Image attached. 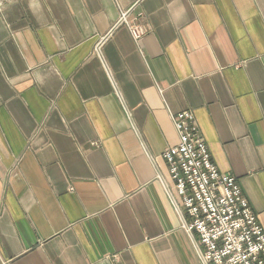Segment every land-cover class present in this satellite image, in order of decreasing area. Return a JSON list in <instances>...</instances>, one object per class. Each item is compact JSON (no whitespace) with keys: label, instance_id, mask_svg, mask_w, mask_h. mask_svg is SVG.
<instances>
[{"label":"crops","instance_id":"0c3cea01","mask_svg":"<svg viewBox=\"0 0 264 264\" xmlns=\"http://www.w3.org/2000/svg\"><path fill=\"white\" fill-rule=\"evenodd\" d=\"M182 110L264 229V0H0V264H201Z\"/></svg>","mask_w":264,"mask_h":264},{"label":"built area","instance_id":"2783aa9c","mask_svg":"<svg viewBox=\"0 0 264 264\" xmlns=\"http://www.w3.org/2000/svg\"><path fill=\"white\" fill-rule=\"evenodd\" d=\"M127 25L135 40L144 32L123 12L116 25ZM179 141L163 158L169 166L183 207L174 202L183 227L197 238L201 264H264V229L235 176L212 161L194 113L172 115Z\"/></svg>","mask_w":264,"mask_h":264}]
</instances>
